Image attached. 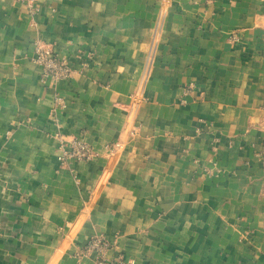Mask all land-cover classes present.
Segmentation results:
<instances>
[{
	"label": "crops",
	"instance_id": "1",
	"mask_svg": "<svg viewBox=\"0 0 264 264\" xmlns=\"http://www.w3.org/2000/svg\"><path fill=\"white\" fill-rule=\"evenodd\" d=\"M32 1L0 0V264H264V0Z\"/></svg>",
	"mask_w": 264,
	"mask_h": 264
},
{
	"label": "built area",
	"instance_id": "2",
	"mask_svg": "<svg viewBox=\"0 0 264 264\" xmlns=\"http://www.w3.org/2000/svg\"><path fill=\"white\" fill-rule=\"evenodd\" d=\"M15 1L28 7H30L33 2L32 0ZM34 54L35 57L33 62L40 68L41 82L67 79L74 73L65 59L58 58L50 49L44 47L38 41L34 42ZM62 146L65 148L67 147L64 155L65 159L87 162L92 157L90 147L75 138L63 140ZM110 248L111 243L105 237L96 236L88 241L85 252H92L95 254L94 264H124L121 260H109L106 258L105 255Z\"/></svg>",
	"mask_w": 264,
	"mask_h": 264
}]
</instances>
